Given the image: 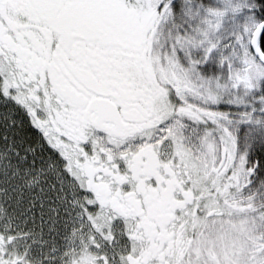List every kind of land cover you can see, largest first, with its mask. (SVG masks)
I'll use <instances>...</instances> for the list:
<instances>
[{"label":"flooded vegetation","instance_id":"1","mask_svg":"<svg viewBox=\"0 0 264 264\" xmlns=\"http://www.w3.org/2000/svg\"><path fill=\"white\" fill-rule=\"evenodd\" d=\"M96 17L70 0H0V94L30 143L45 141L76 173L85 212L107 242L77 252L50 246L37 221L27 222L21 234L0 230V264H249L245 235L230 259L215 232L218 252L205 250L211 237H203L213 229L207 221L228 216L223 206L232 208L249 182L236 180L226 152L204 177L176 136L168 158L163 143L139 145L168 118L152 37L131 39ZM218 179L234 181L229 189L237 192L221 197V184L204 190ZM210 197L215 202L207 204Z\"/></svg>","mask_w":264,"mask_h":264},{"label":"rangeland","instance_id":"2","mask_svg":"<svg viewBox=\"0 0 264 264\" xmlns=\"http://www.w3.org/2000/svg\"><path fill=\"white\" fill-rule=\"evenodd\" d=\"M70 1L87 6L97 22L112 26L115 32L124 30L138 41L152 37L154 71L170 99L162 111L166 122L177 119L176 137L184 152L204 177L211 162L216 165L226 152L234 162L236 180L249 182L244 192L243 187L239 192L230 190L229 184H235L231 180L205 184L206 191L221 184V197L229 191L238 197L232 208L223 206L228 216L207 221L213 229L203 235L211 237L205 250L218 252L213 247L218 242L225 246L220 249L224 257L230 259L245 235L250 244L244 248L249 264H264V255L259 254L264 243V100H244L245 93L236 89L237 80L246 78L243 59L257 66L249 51V28L254 25L248 21L241 35L232 29L225 33L231 26L228 17L234 5L230 0H211L210 4L198 0ZM5 97L0 94V220L4 215L7 224L0 230L7 227L21 234L27 222L37 221L50 246H73L75 252L81 246H107L93 227L92 215L85 212L86 204L71 178L76 173L68 174L45 141L30 143L24 121L15 116ZM199 153L202 161L195 157ZM207 201L210 204L214 199Z\"/></svg>","mask_w":264,"mask_h":264},{"label":"trees","instance_id":"3","mask_svg":"<svg viewBox=\"0 0 264 264\" xmlns=\"http://www.w3.org/2000/svg\"><path fill=\"white\" fill-rule=\"evenodd\" d=\"M198 1L208 4L211 2V0ZM229 2H231L234 6L231 7L228 17V21L231 22V26L229 27V30L225 29V33H230L232 29V32L241 35L242 28L244 29V25H247L249 21L254 25L249 28L252 37L254 29L264 21V0H230ZM258 49L264 56V32L259 38ZM250 54L253 57L251 51ZM243 60V64L246 66V78L245 80H237L236 89L240 90L242 94L245 93V96H242L245 97L244 100L249 99L251 102L264 100V66L256 59L255 61L257 66L255 67L250 66L245 58ZM202 69L204 70V68ZM204 71L203 74L207 76L208 74Z\"/></svg>","mask_w":264,"mask_h":264},{"label":"built area","instance_id":"4","mask_svg":"<svg viewBox=\"0 0 264 264\" xmlns=\"http://www.w3.org/2000/svg\"><path fill=\"white\" fill-rule=\"evenodd\" d=\"M176 120H171L169 122H166L159 126L153 135L152 138L149 140H144L140 143L141 146H154L160 142H164L167 138L175 136L178 131ZM195 155V154H194ZM198 161H202L203 157L199 153L197 156H195Z\"/></svg>","mask_w":264,"mask_h":264},{"label":"water","instance_id":"5","mask_svg":"<svg viewBox=\"0 0 264 264\" xmlns=\"http://www.w3.org/2000/svg\"><path fill=\"white\" fill-rule=\"evenodd\" d=\"M263 32L264 21L260 23L253 31L250 41V51L253 54L254 58L264 66V56L260 53L258 49V41Z\"/></svg>","mask_w":264,"mask_h":264}]
</instances>
